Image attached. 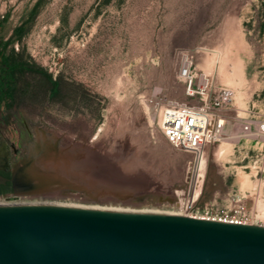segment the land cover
Masks as SVG:
<instances>
[{"label":"rangeland","instance_id":"obj_1","mask_svg":"<svg viewBox=\"0 0 264 264\" xmlns=\"http://www.w3.org/2000/svg\"><path fill=\"white\" fill-rule=\"evenodd\" d=\"M0 44L58 81L48 97L44 75L24 73L0 100V167L16 180L1 197L180 213L192 153L166 140L159 112L201 102L178 75L188 54L211 96L228 97L203 153L200 213L239 205L264 225V0H0Z\"/></svg>","mask_w":264,"mask_h":264},{"label":"water","instance_id":"obj_2","mask_svg":"<svg viewBox=\"0 0 264 264\" xmlns=\"http://www.w3.org/2000/svg\"><path fill=\"white\" fill-rule=\"evenodd\" d=\"M16 182L0 174V183ZM0 264H264V225L160 212L0 204Z\"/></svg>","mask_w":264,"mask_h":264},{"label":"built area","instance_id":"obj_3","mask_svg":"<svg viewBox=\"0 0 264 264\" xmlns=\"http://www.w3.org/2000/svg\"><path fill=\"white\" fill-rule=\"evenodd\" d=\"M178 75L184 83V93L188 96L200 97L201 102L190 103L183 100H169L160 108L159 123L166 140L176 148L192 153V160L188 161L190 170L186 187L180 189L179 209L191 216L246 223V210L235 205L233 208H221L214 214L204 210L200 213L197 204L198 192L202 182L201 157L207 144L217 141L222 136L225 118L220 109L227 102L224 93L211 96L210 77L205 72H197L192 65V58L185 54L180 57ZM243 130L250 129L249 122L242 125ZM258 130L264 135V121L257 125ZM0 201L20 203L23 200L16 194L0 195Z\"/></svg>","mask_w":264,"mask_h":264},{"label":"trees","instance_id":"obj_4","mask_svg":"<svg viewBox=\"0 0 264 264\" xmlns=\"http://www.w3.org/2000/svg\"><path fill=\"white\" fill-rule=\"evenodd\" d=\"M18 27L15 28V31ZM0 57L2 58L3 66L0 68V100L3 98H10L13 100L16 85L19 82L20 76L25 72H40L51 83L49 89L54 94L58 91V81L53 79L46 70L38 67L30 62L23 61L21 58L11 51L9 54H4V51H0ZM12 190L11 181L0 183V194L6 193Z\"/></svg>","mask_w":264,"mask_h":264},{"label":"bare ground","instance_id":"obj_5","mask_svg":"<svg viewBox=\"0 0 264 264\" xmlns=\"http://www.w3.org/2000/svg\"><path fill=\"white\" fill-rule=\"evenodd\" d=\"M219 58V57H218ZM219 62V61H218ZM217 62V63H218ZM154 112V111H153ZM224 139V138H223ZM227 143V142H226ZM225 147H226V145H225ZM225 147L224 146H221V147H218V148H216V150H214V153L216 152V153H218V155L219 154H222L223 152H224V150H225ZM227 148V147H226ZM205 157L204 156H202L201 157V167H203V165H204V163L206 164L207 162H206V160L208 159H204ZM205 166V165H204ZM205 168H207L206 166H205ZM204 168V169H205ZM203 169V170H204ZM203 170H202V172H203ZM203 174H204V172H203ZM205 175V174H204ZM200 190V189H199ZM201 191V190H200ZM261 199V198H260ZM21 204H30V203H25V202H20ZM20 203H6V202H0V204H20ZM262 204V203H261ZM76 207V206H75ZM261 207V206H260ZM83 208H100V209H109V208H104V207H83ZM109 210H120V211H130V212H137V211H133V210H123V209H109ZM261 211V210H260ZM146 212H151V211H146ZM160 212V211H159ZM179 212L180 213H172V214H185L182 210H179ZM161 213V212H160ZM165 213V212H164ZM185 215H188V214H185ZM200 217H202V216H200ZM247 223V222H246ZM252 224V223H251ZM255 224V223H254Z\"/></svg>","mask_w":264,"mask_h":264},{"label":"flooded vegetation","instance_id":"obj_6","mask_svg":"<svg viewBox=\"0 0 264 264\" xmlns=\"http://www.w3.org/2000/svg\"><path fill=\"white\" fill-rule=\"evenodd\" d=\"M5 43H8V42H2L1 44H2V45H5ZM1 44H0V51L2 50V46H1ZM9 53H10V52H6V51H4V54H9ZM21 60L24 61L23 58H21ZM27 62H29V61H27ZM1 66H3V62H2V58L0 57V68H1ZM25 73H29V72L27 71V72H25ZM53 79H55V78H53ZM50 96H53V94H52V91L49 89V90H48V97H50ZM0 174L4 175V176H6V177H10L12 173H11L10 170H8V169H6V168H2V167H0ZM7 181H10V180H6L5 182H7ZM5 182H1V183H5ZM11 183H12V182H11ZM12 187H13V185H12Z\"/></svg>","mask_w":264,"mask_h":264}]
</instances>
